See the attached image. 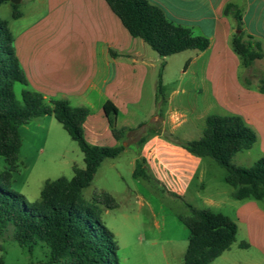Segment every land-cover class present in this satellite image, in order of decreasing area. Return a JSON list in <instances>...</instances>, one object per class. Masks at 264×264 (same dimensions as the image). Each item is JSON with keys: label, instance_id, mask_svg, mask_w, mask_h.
I'll use <instances>...</instances> for the list:
<instances>
[{"label": "crops", "instance_id": "1", "mask_svg": "<svg viewBox=\"0 0 264 264\" xmlns=\"http://www.w3.org/2000/svg\"><path fill=\"white\" fill-rule=\"evenodd\" d=\"M148 1L161 8L171 22L210 41L204 52L190 50L194 54L179 73V85L190 77V87L181 92H193L200 99L201 104L194 108L202 109L197 114V119L205 124L201 137L211 115L240 117L255 132L254 147L241 152L246 153L242 157L245 165L235 164L251 168L264 158V92L261 91L264 72L258 74L256 70L257 63L264 59L256 61L251 68L243 65L232 46L236 22L231 16H225L224 10L228 4L240 8L246 35L264 50V0ZM32 2L36 9L41 8L43 15L28 26L10 28L28 89L47 100L66 99L73 107L89 109L83 128L90 145L111 148L123 145V153L134 149V166L143 158L150 174L170 193L183 198L196 179L203 158L163 138L165 132L173 134L185 122V116L173 111L171 97L162 100L157 97L162 63L163 91L166 88L169 57L161 58L143 40L134 38L106 0ZM108 102L118 110L117 128L137 132L139 127H147V132L129 147L126 143L130 133L122 141L113 135L104 110ZM165 103V112L161 116L154 114ZM144 108L151 121L160 122L159 129L146 126L137 118L138 110ZM143 136L148 138L138 148L136 143ZM233 194L234 188L227 198L218 194L207 201V208L237 223L240 241L237 239L235 244L245 251L244 261L237 264H264V201H238ZM223 209L229 210L228 213H223ZM231 251L232 247L221 257Z\"/></svg>", "mask_w": 264, "mask_h": 264}, {"label": "trees", "instance_id": "2", "mask_svg": "<svg viewBox=\"0 0 264 264\" xmlns=\"http://www.w3.org/2000/svg\"><path fill=\"white\" fill-rule=\"evenodd\" d=\"M121 19L130 34L143 40L161 58L186 51H206L210 41L196 36L189 28L171 22L161 8L148 0H106ZM10 4L13 18L21 13L10 0H0V8ZM225 16L236 22L232 46L246 68L264 59V50L243 29V11L228 4ZM115 55V54H113ZM164 63L159 71L157 97L162 93ZM249 82V80L247 81ZM16 84L24 86L21 97L15 92ZM264 92V79L261 80ZM159 109V108H158ZM104 110L117 141H122L135 130L116 127L118 110L106 103ZM161 116V114L157 113ZM90 115L84 107H73L66 99L47 100L28 89V82L21 69L14 47V36L9 23L0 18V157L8 168L0 171V240L6 235L23 249L32 253L40 245L48 248L47 261L39 264H121L120 247L113 232L103 220V208L115 209L114 198L98 193L92 201L84 197V190L92 185L95 175L106 159L118 158L125 147H97L90 145L84 136L83 125ZM54 117L75 141L84 155V168H74L71 179L59 178L45 182L40 198L28 204L25 197L13 190V172L18 169L23 146L20 129L35 119ZM149 136V135H148ZM148 136L136 143L140 148ZM168 140L199 158H211L227 171L225 181L234 188L238 201H264V158L251 168L233 163L234 157L251 150L257 137L240 117L211 115L206 120L203 137L192 142ZM135 179H144L158 186L162 184L148 171L146 161L139 158L133 173ZM167 192L176 198L180 196ZM190 216L180 220L190 231L184 264H212L231 249L237 240L238 225L229 216L211 209H196L188 205ZM245 247V244H241ZM0 264H5L0 258Z\"/></svg>", "mask_w": 264, "mask_h": 264}, {"label": "rangeland", "instance_id": "3", "mask_svg": "<svg viewBox=\"0 0 264 264\" xmlns=\"http://www.w3.org/2000/svg\"><path fill=\"white\" fill-rule=\"evenodd\" d=\"M18 6L17 11L21 13L18 19L13 18L14 8L10 4L0 8V18L9 21L10 28L28 26L43 15L41 8L36 9L32 0H23ZM193 54V51H187L169 57L166 88L164 91L162 89L159 100L171 97L173 111L185 116V122L176 132H165L163 138L169 143H172L168 140L169 137L181 142L199 140L205 129V124L197 119V114L202 109L194 108L201 104L198 102L200 99L193 92H181L183 89L189 90L191 78L186 77L179 85V73ZM256 70L258 74L264 72V60L257 63ZM23 90L24 86L16 84L15 92L18 98ZM176 90L179 91L178 94H174ZM166 109L165 103L164 108L155 109L154 114H162ZM137 118L146 126L160 128V122L151 121L152 118L148 117L146 108L138 110ZM146 130L147 127L144 126L139 127L137 132L135 130L130 133L127 147L134 144ZM20 134L23 146L18 169L12 173L13 190L23 195L28 204L40 198L46 181L71 179L75 167H85L84 155L79 145L54 117L35 119L22 126ZM134 153L135 150L132 149L116 159H106L98 169L92 185L84 190V197L92 201L96 194L106 192L114 198L117 208L107 209L102 206L103 220L116 237L120 247L118 255L121 264H184L190 231L180 217L190 216L188 205L201 210L207 208V201L216 198L218 194L222 198L229 197L233 188L225 182L227 171L211 158H203L201 169L187 194L183 198H176L163 192V185L158 186L142 178H134ZM245 154L236 155L233 163L245 165L242 162ZM7 168L5 160L0 157V171ZM228 211L222 210L223 213ZM237 239L240 241V238ZM47 256L46 246L40 245L29 253L9 234L0 240V258L4 259L5 264H39L47 261ZM244 258L245 251L234 243L231 253L218 258L215 264H237L243 262Z\"/></svg>", "mask_w": 264, "mask_h": 264}, {"label": "water", "instance_id": "4", "mask_svg": "<svg viewBox=\"0 0 264 264\" xmlns=\"http://www.w3.org/2000/svg\"><path fill=\"white\" fill-rule=\"evenodd\" d=\"M23 0H10V3L13 5H20L22 3Z\"/></svg>", "mask_w": 264, "mask_h": 264}]
</instances>
